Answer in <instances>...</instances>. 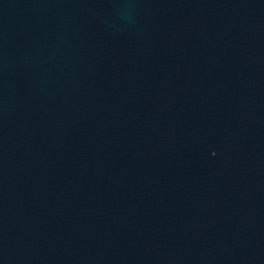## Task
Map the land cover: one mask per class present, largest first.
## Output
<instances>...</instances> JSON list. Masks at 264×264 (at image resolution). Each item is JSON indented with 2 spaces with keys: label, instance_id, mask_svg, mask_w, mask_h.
Returning a JSON list of instances; mask_svg holds the SVG:
<instances>
[{
  "label": "water",
  "instance_id": "water-1",
  "mask_svg": "<svg viewBox=\"0 0 264 264\" xmlns=\"http://www.w3.org/2000/svg\"><path fill=\"white\" fill-rule=\"evenodd\" d=\"M0 264H264V0H0Z\"/></svg>",
  "mask_w": 264,
  "mask_h": 264
}]
</instances>
